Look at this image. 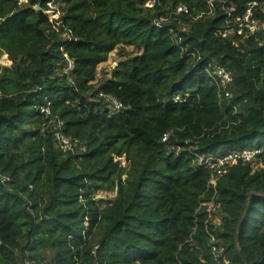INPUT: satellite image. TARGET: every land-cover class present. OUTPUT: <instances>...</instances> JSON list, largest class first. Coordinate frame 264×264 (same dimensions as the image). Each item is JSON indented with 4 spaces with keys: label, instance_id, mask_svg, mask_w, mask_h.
Masks as SVG:
<instances>
[{
    "label": "trees",
    "instance_id": "obj_1",
    "mask_svg": "<svg viewBox=\"0 0 264 264\" xmlns=\"http://www.w3.org/2000/svg\"><path fill=\"white\" fill-rule=\"evenodd\" d=\"M49 1L60 25L34 7ZM146 1L0 0V171L12 178L0 179V264H264V27L237 45L219 33L221 1L241 11L250 0H218L212 13L207 0ZM180 4L191 14L168 26L197 58L154 24ZM120 46L132 50L100 76ZM214 65L232 75L229 98ZM109 95L124 108L112 113ZM58 122L86 152L60 149ZM253 147L258 165L208 185L195 154Z\"/></svg>",
    "mask_w": 264,
    "mask_h": 264
},
{
    "label": "built area",
    "instance_id": "obj_2",
    "mask_svg": "<svg viewBox=\"0 0 264 264\" xmlns=\"http://www.w3.org/2000/svg\"><path fill=\"white\" fill-rule=\"evenodd\" d=\"M216 1L218 0H207L208 7L210 9V13L215 11V5ZM29 2V0H18L19 5H24L25 3ZM156 4H158V0H147L145 3V7L152 8ZM223 10L227 13V16L225 18V22L223 27L219 30L220 35L224 38L231 37L233 41L238 45L239 40L241 38L248 37L249 35H252L254 33H257L260 29L264 27V23H261V21L257 18L256 12L259 10L264 11V1L261 0H250L246 7L238 11L236 5H227L226 1H221ZM38 4H36L34 7L36 8ZM47 16L49 19L56 23V25H60L62 23V16L63 11L54 3V1L48 2V7L43 8L41 7V10ZM191 11L190 8L185 4H180L175 8V11L171 13L169 16H161L160 18H156L154 20V24L157 27H165L170 24V22L174 21L176 19L177 15H190ZM203 15H200L202 17ZM168 29L170 30V34L172 35L174 42L181 47L182 52L186 53L187 55L193 56L194 58H197V54L195 51H189L188 48H186L184 45H182V36L178 33V31L173 26H168ZM181 31H185L186 28L182 27L180 29ZM71 30L67 29L64 33L65 36L68 38L71 37ZM72 39V38H71ZM67 57V65L65 67V71H71L74 68V61L69 58V56L66 54ZM9 65V64H6ZM112 68H116L118 65V61H114L111 63ZM206 71H208L209 75L211 76L212 82L217 86L218 88V96L220 98L226 97L229 98L232 96V92L230 91L229 87L232 82V75L231 73L226 70L223 67L214 65L211 68H206ZM107 100L109 101V107L112 110V113H115L122 108H124V105L122 102L118 101L113 96L109 95L106 96ZM174 102H185L187 100V97H184L182 95H176L173 98ZM41 112L50 115L51 114V108L49 105H45L41 107ZM55 135L58 142V145L60 149L65 153H72V154H82L87 151V145L77 137H71L66 134H64L62 130V123L58 122L55 123ZM170 133H166L163 137V141H166L169 139ZM263 149L260 147H253V148H245L242 150H232L229 152H226L224 154L220 155H214V154H195L196 161L199 165L206 166L208 169L211 170V177L208 182L209 186L216 187L218 180L223 177L225 174L228 173V171L235 165H237L239 162L244 163H254L258 165V161L261 159L260 155L262 154ZM114 159L116 161H121L123 165L127 164V160L125 159V156L119 157L117 155L114 156ZM261 165V163H260ZM0 179L3 183H10L12 182V178L9 175H6L0 171ZM111 195L101 193L96 196L98 199H104L107 200ZM210 209V205L212 204L214 207V202H208L205 203ZM88 224V222L86 223ZM215 249V248H214ZM50 255V251H49Z\"/></svg>",
    "mask_w": 264,
    "mask_h": 264
},
{
    "label": "rangeland",
    "instance_id": "obj_3",
    "mask_svg": "<svg viewBox=\"0 0 264 264\" xmlns=\"http://www.w3.org/2000/svg\"><path fill=\"white\" fill-rule=\"evenodd\" d=\"M131 50H132V48H130V47H121V46L120 47H117L114 51H112L110 53V56H109L108 61L105 62V63H103V64H100L98 66V74L100 76H103L106 71H108V72L111 71V69H113L111 63L114 62V61H118L119 62L121 59H123L124 55H126V53H129ZM1 62L4 65H6V64H9L10 65L11 64V61L9 60V58H8L7 55H5L1 59ZM213 208L214 207L211 204L210 205L211 211L213 210ZM215 222L216 223L217 222L219 223V218L218 217L215 218ZM46 253H47V255H49V251H46Z\"/></svg>",
    "mask_w": 264,
    "mask_h": 264
},
{
    "label": "water",
    "instance_id": "obj_4",
    "mask_svg": "<svg viewBox=\"0 0 264 264\" xmlns=\"http://www.w3.org/2000/svg\"><path fill=\"white\" fill-rule=\"evenodd\" d=\"M35 9H36V11H40L41 10V5L38 4ZM240 253H241V256L244 258V253L242 252V250H240Z\"/></svg>",
    "mask_w": 264,
    "mask_h": 264
}]
</instances>
